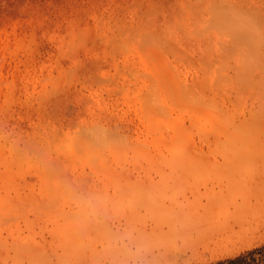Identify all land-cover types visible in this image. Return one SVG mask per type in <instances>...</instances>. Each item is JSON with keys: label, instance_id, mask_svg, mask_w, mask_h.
I'll list each match as a JSON object with an SVG mask.
<instances>
[{"label": "rangeland", "instance_id": "1", "mask_svg": "<svg viewBox=\"0 0 264 264\" xmlns=\"http://www.w3.org/2000/svg\"><path fill=\"white\" fill-rule=\"evenodd\" d=\"M31 2L35 11L24 17L34 20L38 79L52 76L37 102L46 133L37 139L36 159L52 169L46 177L84 193L88 185L101 190L109 170L121 182L163 176L164 192L162 201H0V264H97L152 243H198L179 264H264V62L239 81L234 62H212L220 69L208 80L218 84L211 96L226 119L201 130L191 124V83L206 77L197 62L176 60L158 40L141 58L119 38L159 1ZM149 119L167 149L201 154L169 155L163 141L151 140ZM170 122L181 130L165 126ZM159 150L162 159L149 166ZM38 175L24 172L26 200L41 196ZM197 256L206 260L195 262Z\"/></svg>", "mask_w": 264, "mask_h": 264}, {"label": "bare ground", "instance_id": "2", "mask_svg": "<svg viewBox=\"0 0 264 264\" xmlns=\"http://www.w3.org/2000/svg\"><path fill=\"white\" fill-rule=\"evenodd\" d=\"M152 1L154 3L156 0ZM157 1L160 4L148 6L144 19H139L130 29L125 27L126 30H120L122 31L120 41L131 45L132 50L141 58L145 55L142 49L149 50L151 40L166 41L167 44H164H169L168 48L171 47L170 50L172 49L176 60L186 56L187 60L197 62V66L203 70L206 77L196 78L191 83L190 89L193 90L191 124L201 130L203 128L211 130V125L226 119V116L218 113L216 102L211 96L212 89L218 84H211L208 80L220 69L217 67L211 69V64L213 61L222 60L221 65L227 67V63L224 62H234L236 68L234 76L239 81L248 68L258 67L264 62V0H168L170 3L165 0V2ZM34 4L31 0H0V201H162L163 176L159 181L155 180L156 182L148 183L147 177L144 179L147 183L137 180V182L127 180L121 182L119 174L109 170L107 183H104L105 187L103 185L101 190L94 188L93 185L92 187L85 185L86 191L83 193L78 189L81 193H77L71 186L73 183L70 185L63 182V184L61 180V184L56 182V177L54 179L52 177L53 180L48 179L44 171L52 169L46 170L47 165L42 168L38 165L37 139L41 134L46 133V128L41 130L37 118V102L39 95L44 97L43 88H46L45 84L48 80H52V76L49 79L50 76L43 75L46 79L43 76L42 79H38L39 67L35 52L37 40H34L32 24L34 20L32 17H24L34 13ZM138 8L135 11H138ZM25 21L30 22L25 23ZM98 36L104 44L110 43L104 35ZM67 41L68 44L71 39ZM150 72L160 77V72L156 68L151 69ZM175 75L172 78V85L178 86L179 81ZM231 77L229 76V80ZM40 81L42 88L38 91L37 84ZM231 82L228 83L227 88L231 86ZM51 83L50 81L49 84ZM235 86L241 87L240 82ZM148 123L151 140L156 146L163 141L164 151L169 155L192 152L201 154L199 151L190 152L186 149H167L165 137L161 132L158 133L155 123L150 119ZM165 126L171 127L176 132L181 130V127L175 126L173 122L166 123ZM161 152L159 150L158 155L148 157L158 156L153 161L150 159L149 166L157 162L161 155L163 156ZM208 152L211 154V147ZM28 171L39 174L41 186L39 200L31 197L26 200L28 198L26 193H23L26 198L20 195L21 184L27 185L24 172ZM157 171L161 172L160 169ZM110 188L114 191L112 195L108 193ZM34 196L37 197L36 194ZM180 249L181 246L174 243H152L136 249L121 259L107 256L108 258L97 259L95 262L97 264H169Z\"/></svg>", "mask_w": 264, "mask_h": 264}, {"label": "crops", "instance_id": "3", "mask_svg": "<svg viewBox=\"0 0 264 264\" xmlns=\"http://www.w3.org/2000/svg\"><path fill=\"white\" fill-rule=\"evenodd\" d=\"M176 245H178V244H176ZM178 246H180V245H178ZM191 248H193L194 251H197L198 248H199V244L198 243H195V244L192 243V244H183V245H181L180 252L179 251L176 252V254L173 256L172 260H170L171 263H169V264H179V261L182 259L183 254H185L187 249H191ZM195 260H196L195 262H203V261L206 260V258H202V256H197L195 258Z\"/></svg>", "mask_w": 264, "mask_h": 264}]
</instances>
